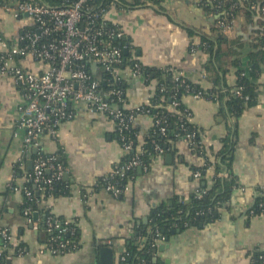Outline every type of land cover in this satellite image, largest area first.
<instances>
[{"label":"crops","instance_id":"obj_1","mask_svg":"<svg viewBox=\"0 0 264 264\" xmlns=\"http://www.w3.org/2000/svg\"><path fill=\"white\" fill-rule=\"evenodd\" d=\"M162 6V10L150 4L126 9L110 7L108 19L123 28L126 37L123 42L129 47L123 55L130 53L127 58L130 62L136 60L142 65L172 69L184 79L209 88L211 83L204 77L207 55L200 47V40L206 36L216 41L219 31L215 12L200 0H164ZM259 20L258 10L251 12L249 18L240 13L234 27L223 32L241 44L234 46L237 52L231 59L248 56ZM25 23L24 17L15 18L0 7V35L4 39L13 41ZM18 62L26 70L44 66L29 58H19ZM228 67L222 81L231 90L237 70L234 65ZM258 83L256 103L245 108L236 119L224 117L215 100L193 98L189 94L181 96V103L191 111L190 121L201 130L202 144L212 148L211 155L222 146L223 138L233 139L230 169L238 186L231 195L229 209L222 205L210 221L174 229L167 238L162 237L156 243L151 264H251L249 252L264 249V212L248 213L256 190L264 191V72ZM123 85L126 105L138 106L148 101L159 82L156 78L145 81L129 76ZM23 102L14 77L0 75V228L9 229L13 243L25 244L22 253L14 255L10 264H105L99 253L104 246L113 250L111 264H122L120 253L133 237L135 228L146 227L152 207L170 205L175 198L189 200L200 187L211 186L213 166L207 167L204 175L195 177L193 168L201 166L204 157L179 139L170 151L149 157L148 168L137 169L128 189L116 197L103 186H96L98 178L123 158L112 121L104 114L88 111L85 103H76L71 107L73 116L60 124L58 141L42 132L37 136L36 146L23 152L25 131L16 125ZM133 124L137 143L141 145L152 125L151 118L139 114ZM58 144L65 153V179L69 180L70 192L41 197L40 206L77 226L79 247L60 254L39 253L44 236L23 215V193L11 190L7 183L22 182L23 173L31 168L28 161H32L35 148L54 153ZM217 159L220 161L218 156ZM226 172L227 168H223L221 176L225 177ZM144 217H147L145 222ZM39 218V212L35 218L32 215L33 223L39 225Z\"/></svg>","mask_w":264,"mask_h":264},{"label":"built area","instance_id":"obj_2","mask_svg":"<svg viewBox=\"0 0 264 264\" xmlns=\"http://www.w3.org/2000/svg\"><path fill=\"white\" fill-rule=\"evenodd\" d=\"M236 4L237 2H233L230 8ZM112 6H115L114 1L103 5L99 0H66L62 5H51L41 0H14L0 5L13 17L26 19L25 25L13 41L7 43L0 38V75L14 77L22 91L24 102L19 106L16 125L25 131L23 152L36 146L37 136L42 132L49 133L58 141L60 124L73 116L71 107L76 103L83 102L88 111L104 114L112 121L123 158L115 162L103 176L102 186L117 197L128 189L134 178L131 173L134 169H146L149 166L142 158L144 149L142 144L137 143V134L134 139L129 136L135 118L139 114L149 115V109L144 104L126 105L123 85L125 79L132 76L147 81V77L138 61L123 63V47H129L122 44L125 37L123 28L108 19V11ZM214 7L220 9L222 6L218 3ZM225 12L226 9L215 12L217 26L223 32L231 30L237 18L231 11L221 17ZM17 58H29L42 62L44 66L38 70H26ZM167 70L175 82L185 85L187 94L193 98L202 97L201 91L192 90L179 73ZM98 71L107 75L103 83L99 77L94 76ZM158 86L163 90V86ZM154 89L155 93L157 88ZM236 92L239 93V89ZM180 104L181 100L174 99L169 107L178 114L181 121L179 128L184 129V121L190 119L191 111L183 106L177 112L176 108ZM154 125L162 136L167 135L162 117L156 118ZM172 135L176 136L177 133L174 131ZM194 138L195 131H190L180 139L189 146H194ZM152 142L154 153H150L149 157L165 153L166 150L159 143ZM197 143L201 144V140ZM130 152L131 155L127 158L126 155ZM55 158L54 154L45 157L36 149L31 168L23 173L22 182H8L7 186L11 190H20L26 201L32 200L34 192L50 189L53 182L61 179L67 172V167L56 162ZM208 168H212V165ZM193 175L200 177L201 172L194 170ZM110 177L115 179L112 181ZM259 206L264 208L263 203H259ZM22 211L26 221L38 229L39 226L32 220V207L25 202ZM76 227L72 221L47 214L43 230L48 233V237L38 252L60 254L76 249L79 240L75 242L71 238ZM162 237L156 230L152 244H156ZM145 241V236L138 239L139 245H143ZM16 245L9 229L1 227L0 264H9L14 255L22 253V250L15 251ZM120 260L124 262L125 255H120Z\"/></svg>","mask_w":264,"mask_h":264},{"label":"trees","instance_id":"obj_3","mask_svg":"<svg viewBox=\"0 0 264 264\" xmlns=\"http://www.w3.org/2000/svg\"><path fill=\"white\" fill-rule=\"evenodd\" d=\"M9 1L14 0H0V5L8 3ZM41 1L51 5H62L66 2V0ZM99 1L103 5H109L110 2L114 1L116 7L125 9L150 4L159 8V10H162V2L164 0H134L132 3H129L127 0ZM200 2L203 3L206 8L212 9L214 12H223V10L226 9V12L220 15L221 17L226 16V14H228L230 11L236 16L242 13L247 18H249L251 12H254L255 10H258L261 15V20H259V29L249 44L246 65H243L242 59H231L235 51L237 52L234 46H241V44L238 43L237 39H229L226 37L223 31L217 26L215 21V26L219 31L216 41L213 42L206 36H202L200 40V47H202L203 51L207 55V59L204 63L206 69V75H204V77L211 83V86L205 89L200 85L199 82L190 81L185 78V83H188L189 86L192 87V90L201 91L202 97L217 101L219 103L221 114L224 117L229 116L236 119L245 108L256 103V92L259 86L258 77L264 72V0H209V2L206 0H200ZM233 2H237V4L230 8ZM218 3H220L222 6L220 9L214 7V4ZM0 38L5 40L7 43H10V41L4 39L1 35ZM122 44H124L123 40ZM128 56H123L125 60L123 63H134L133 60L131 62L127 60ZM140 65L147 77V80L156 78L159 82V85L163 86V90H160L159 86H157L155 93L149 97L147 104H144L146 108L149 109L148 114L151 118L152 125L147 130L143 140V160L148 163L150 159L149 154L154 153L152 141L159 143L166 150L165 152H168L184 133L195 131L194 142H196V145L191 146V149L204 157V163L201 166L194 167L193 170H199L201 174L204 175L206 173V168L209 165H212L213 173L211 178V186L208 188L206 186L200 187L198 193L193 192L190 195L189 200L175 198L170 205H156L152 207L148 214V222L146 227H136L133 237L127 240L124 250L120 253V255H125L126 257V260L122 264H151L153 253L156 247V244H152V239L155 236L156 230L159 231L164 237L174 229L199 225L200 223L210 221L215 213L218 215V209L222 205H226L229 209L231 195L234 191V188L238 186L237 178L235 175H233L230 169L234 145L233 139H230L229 136L223 138L222 146L216 152L213 151L211 155L212 148L206 147L202 144V142L201 144L197 143L199 140H201V130L195 124H193L190 119L184 121V129L179 128L181 121L178 118V114L172 111L169 107L171 101L174 99L181 100V96L183 94H187V91L184 89L185 85L175 82L170 75V71H168L166 68L142 64ZM228 65H234L237 70L236 82L233 86H231L233 87L231 90H229L230 86L228 87L224 80L222 81L223 76H225V73L227 70H229ZM94 76L99 77L102 83L106 81L107 77V75L102 71H98ZM236 89H239V93L236 92ZM224 97H226L225 100H223ZM183 106L184 105L181 103L179 106H177L176 111L179 112ZM160 117H162V119L165 121L167 131L166 136H162L157 127L154 125V120ZM174 131L177 133L176 136L172 135V132ZM135 134H137V129L133 124L129 130V136L134 139L136 138ZM41 153L45 157L54 154L56 156V162L61 163L63 166L67 165L65 153L59 145L57 146V150L54 153ZM130 155L131 152L128 153L126 157H130ZM34 156L35 153L32 154V157ZM217 156L220 158V161L217 159ZM223 168H227V174L225 177H222L220 174ZM136 172L137 169H134V171L131 173H133L135 176ZM108 178L109 177H107V179ZM113 179H115V177H110V180L113 181ZM103 182V176L99 177L96 186L101 187ZM29 186L31 187V185ZM256 191L257 195L250 209L248 210V213L258 214L264 212V208L259 206V203L264 204V191L262 192L260 189H257ZM260 191L262 192L261 194L258 193ZM69 192V180L62 177L61 179L53 182L50 189L46 188L42 192H34L32 200L27 199L26 201L24 196V204L22 208L25 206L26 202V204L32 207V213L34 211H38L40 214L38 226L39 231L41 230V234L44 236L43 240L48 237V233H45L43 230L45 216L47 214H53L49 209L40 206L41 197L46 199L49 196L54 197L62 194H68ZM64 235L66 234H63V236ZM79 235V229L76 227L71 238H73V240L76 242V240L79 239ZM141 236L146 237V241L143 245H139L138 243V239ZM78 247L79 244L76 248ZM24 248L25 244L20 242L15 246V251H23ZM249 253H251V264H264V249L262 250L260 248H255ZM259 256H261V258H259Z\"/></svg>","mask_w":264,"mask_h":264},{"label":"water","instance_id":"obj_4","mask_svg":"<svg viewBox=\"0 0 264 264\" xmlns=\"http://www.w3.org/2000/svg\"><path fill=\"white\" fill-rule=\"evenodd\" d=\"M216 17H217V15H216ZM123 39L125 40L126 37H124ZM127 52H128V48H127V46H124L123 47V53L126 54ZM247 59H248V56L245 57L244 59H242V62H243L244 65H246V60ZM94 68H95V65L93 64V68L92 69H94ZM247 74H248V72H247ZM34 152H36V149H34ZM167 157H169V155ZM28 163H29V167H31V161H28ZM137 169L139 171H141V168L140 167H138ZM63 178L64 179L67 178V174L66 173H64ZM37 214H38L37 211H34L33 212L34 218L37 216ZM146 218L147 217H144L142 220L145 222L146 221ZM29 227H32L31 224H29ZM164 238H167V236H164ZM112 252H113V250L109 246H104V247L100 248V250H99L100 257H101V260L105 264H111L112 263ZM8 263L10 264V261Z\"/></svg>","mask_w":264,"mask_h":264}]
</instances>
